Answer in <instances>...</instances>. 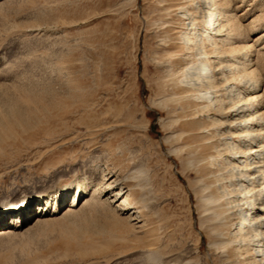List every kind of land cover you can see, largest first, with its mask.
Instances as JSON below:
<instances>
[{
  "label": "rangeland",
  "instance_id": "obj_1",
  "mask_svg": "<svg viewBox=\"0 0 264 264\" xmlns=\"http://www.w3.org/2000/svg\"><path fill=\"white\" fill-rule=\"evenodd\" d=\"M209 1L0 0V207L51 196L81 180L101 191L75 210L67 197L60 213L41 221L30 215L21 233H0V264H138L147 249L169 264H179L177 257L244 264L238 239L226 250L219 241L232 238L248 217L250 203L240 204L238 193L246 177L231 185L234 195L225 192L218 218L208 217L202 195L224 194L222 185L235 182L216 180L231 168L235 175L246 172L237 167L242 159L230 156L234 142L243 141L236 113L254 104L226 116L202 112L184 93L189 88L180 87L193 80L175 84L179 70L194 62L183 55L185 34L200 38ZM229 4L237 54L252 50L250 74L232 92L259 95L264 111V0ZM194 13L199 23L192 30ZM196 87L214 96L208 85ZM16 109L23 116L11 112ZM255 120L264 126V112ZM257 137L262 172L264 134ZM208 155L213 168L203 159ZM261 200L254 199L256 206ZM253 222L264 231V220ZM249 244L264 264L256 252L260 241Z\"/></svg>",
  "mask_w": 264,
  "mask_h": 264
},
{
  "label": "bare ground",
  "instance_id": "obj_2",
  "mask_svg": "<svg viewBox=\"0 0 264 264\" xmlns=\"http://www.w3.org/2000/svg\"><path fill=\"white\" fill-rule=\"evenodd\" d=\"M230 1H228V3H227V0H211V2L209 1L210 4L206 6V10L203 12L204 18L205 16L206 17L208 16V21H206L207 28L202 31V34L199 36L200 38L199 39L192 38L191 36L192 33H189V32L185 34V43H184L185 45L181 44L184 47L183 50L186 51L185 54L183 55L186 56L185 59L186 58L190 59L192 57V59H194V62L190 63L188 61L190 64L187 65L186 63L185 66L182 67V69L180 68L181 71L179 70L180 75L178 74L179 79L177 77L178 79L176 80L177 82H175V80L174 81L172 80V81L175 82L176 85L177 83L181 85V83H184V79L188 78L189 81L193 80L192 83L186 82V85H181L180 87L183 86V88L184 87L189 88L187 89V91L189 90L190 93L189 92L188 93L184 92V93L186 95L189 94V97L191 94L195 97V99H197V103H199L201 107V108L197 107V109L199 108V111H202V112L212 111L217 114L220 113L219 115L221 116H226L228 112L233 111V110L234 111L238 110L235 108L236 106L240 107L243 105L245 107V105L254 104L253 110L247 109L246 111L247 113H245L244 115L243 114L240 115L239 112L236 113V115H238L237 119H240V121L244 124V126L241 127L240 131L238 130L239 132L237 133V134H240V137H242L243 141L240 142V140L238 139L237 141L234 142L233 144L234 148H232L234 155L230 156L231 160L235 158L242 159L240 166H237V167H240L238 169L240 172L243 171V169L246 172H244L243 174L239 173L238 175H235L236 173L233 171V168L231 169L229 168L230 170L228 174L223 171L222 173H225V174L220 173L221 174L220 179L216 180V183H218V185L220 184L222 185L223 181H225L224 183L226 182L232 183V181L235 182L241 179L243 180V176L246 177V182L242 183L243 188L242 190L240 189V191L238 190V193L241 194V196L239 197L240 204L243 205L247 202L250 203V207L246 211V215L249 217L241 218L242 220L240 221L239 225L236 227V231H234L235 232L233 236L234 239H232L233 237L232 238L227 237V239H225L224 242H221L219 240H217V242L219 241V243H222L223 248L225 249L228 245L232 244L233 240L238 239L239 240V243L237 244L238 248L239 249L243 248L242 253H241L243 255L242 257L243 263L244 264H250V263L257 264L256 257L259 256V253L255 255H251L250 251L252 250V248L249 243L251 242V240H255V239L259 240L260 244L259 246L256 244V247H258L256 252L262 251V254H264V231L261 230V227L263 225L259 223L256 226H253V223H254L253 221L255 220L256 217H260L261 221L264 220V204H263L264 202V171L259 172V168L263 164H260L262 161L261 159H257V155L259 152L258 147L261 148L263 141L255 142L257 135L263 136L264 133L259 132V130H262L264 126L261 123L257 122L256 120H255L256 122H253V120L255 119L256 114H262L264 111H262L263 105H262L261 100L259 99V95L248 94L250 91L245 88L244 90L237 89L238 91L236 94L237 96H234L232 92L234 91L232 90V88H235L233 83L235 81H240L239 80L240 78L243 79L244 77H247L250 74V72H247V71H248L249 65L251 64L250 57L252 56L251 54L252 50H247L246 53H244L245 56H240L237 54L238 48H236V46L234 45V42L232 41V35L234 33V30H236L235 25L233 23L235 20V16L233 15V10L235 9L231 8V4H229ZM196 14L194 13L193 17L191 18L192 30H194L197 27L196 23L198 22V19L196 18ZM261 36H264V34ZM222 64L226 65L225 66L226 70L223 69V66H221ZM216 66H218V68H215ZM215 70L219 71L218 74H220L221 77L220 76L219 78L217 77V75L215 74ZM253 82H254V86H256L258 83V80L254 79ZM196 84H200V87L208 85V88L213 90L214 96H210V94L208 93V90L197 92L198 87H196ZM195 89H197L196 92H195ZM227 93L230 99L228 103H226L227 102L226 97H228L226 96ZM241 93H243L244 95L241 96ZM175 99L174 101L178 100V99L176 100ZM179 99L181 100V97ZM171 100L173 101V99ZM231 101H232L231 106L227 107L226 104H229V102L231 103ZM244 107L242 108L243 110H244ZM20 111L21 110L16 109L11 112H13V114H18V116L19 115L23 116L22 112ZM0 114H1V111H0ZM6 115H9V114L7 113ZM191 134H194V133H191ZM174 136L175 134H170L169 136H166L165 139H169ZM226 140H224L223 142L224 145L228 144ZM224 148L226 147L224 146ZM225 151H227V149H225ZM203 159L206 161V163H208L207 165H210L211 167L214 164L213 162L214 158L212 155H208L207 157H204ZM217 160L220 163H222V166H223L224 159L222 157H219ZM251 165L253 166L252 168L250 167ZM223 168L225 167H222L221 169L223 170ZM218 170H216L214 173L211 171L212 172L211 174L216 175ZM257 172H259L258 175H256ZM256 177H258L259 179L258 184L257 183L255 184ZM91 182L87 183V181L85 182L84 180L82 182L81 180L79 182L74 183L75 186L73 185V183H71V184L66 185L62 190L57 189L59 191L55 192L53 195L50 194L51 196L44 195V196H40L39 199L33 198L25 202H20L17 204H9L7 206H1L0 207V233H21L24 230L26 222L28 221V218H30L29 217L30 215L33 216L36 214L35 215L36 219L38 221H41V220H45V218L49 217L50 215L60 213L61 208L63 207V205H65L64 204L65 201H67L66 199L67 197H69L68 202L70 204H68V206L71 211L79 208L81 206V203L85 200H88V199L96 200V198L99 197L101 193L100 185L97 184L96 182L95 183L93 181ZM201 185H202V182H201ZM231 185L236 186L237 182L233 184H229V185L228 184L222 185L224 188L223 190L224 194L222 195L219 194L217 191H209L208 193L206 192V194L202 195L203 201H204L203 206H205L204 208L207 211H209L210 216L208 217H210V219L211 218L215 219V218L220 217L219 216L220 210L218 208L222 206L221 204L224 202V197L226 195L225 192H227V195H230V196L234 195L233 188H230ZM255 198H257L258 201L262 199L261 200L262 202L258 204L257 206L254 201ZM75 200H76V203H75ZM36 202L37 204L34 207H31L30 204L36 203ZM257 230H259L261 234V237H259L258 239L257 237L259 235L257 233L258 232ZM235 241L233 243H235ZM212 244H214L213 245L214 248L215 246L219 245L218 243H216V241L215 243H212ZM141 255H142L141 257H143L142 258L143 260L140 261V263L138 264H169V261L167 263V261L165 262L164 260H162L163 255L161 256L159 252H157V250H154V249H147V251L146 252L144 251V253ZM118 256L119 254L117 255V257ZM112 257L113 255L111 254L110 258ZM186 260L178 258V257L176 258V262H178L179 264H191V262L186 261Z\"/></svg>",
  "mask_w": 264,
  "mask_h": 264
}]
</instances>
